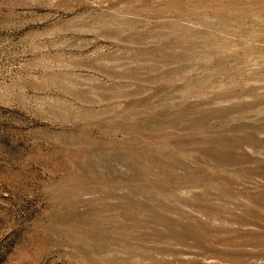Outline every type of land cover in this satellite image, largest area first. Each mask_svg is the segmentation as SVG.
<instances>
[{
	"label": "rangeland",
	"instance_id": "1",
	"mask_svg": "<svg viewBox=\"0 0 264 264\" xmlns=\"http://www.w3.org/2000/svg\"><path fill=\"white\" fill-rule=\"evenodd\" d=\"M0 264H264V0H0Z\"/></svg>",
	"mask_w": 264,
	"mask_h": 264
}]
</instances>
